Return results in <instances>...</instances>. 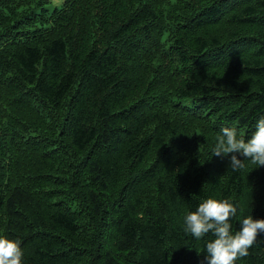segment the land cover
<instances>
[{"label":"trees","instance_id":"trees-1","mask_svg":"<svg viewBox=\"0 0 264 264\" xmlns=\"http://www.w3.org/2000/svg\"><path fill=\"white\" fill-rule=\"evenodd\" d=\"M264 0H0V237L22 264H206L208 198L264 219ZM235 264H264V235Z\"/></svg>","mask_w":264,"mask_h":264},{"label":"clouds","instance_id":"clouds-1","mask_svg":"<svg viewBox=\"0 0 264 264\" xmlns=\"http://www.w3.org/2000/svg\"><path fill=\"white\" fill-rule=\"evenodd\" d=\"M230 156L229 167L235 172L245 168L243 156L257 167L264 166V117L256 124L255 131L245 140L238 136L235 128L225 127L217 138L213 155ZM237 214V206L229 200L206 199L195 211L184 218V231L196 240H202L211 234L214 239L205 246L206 264H235L246 257L248 250L264 235V219H254L252 215L243 217L241 228L232 231V219ZM23 252L20 242L0 237V264H22Z\"/></svg>","mask_w":264,"mask_h":264}]
</instances>
